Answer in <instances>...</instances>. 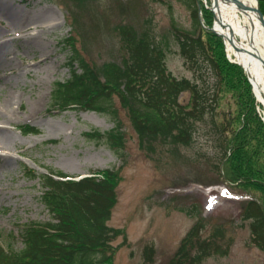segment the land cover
Listing matches in <instances>:
<instances>
[{"label": "rangeland", "instance_id": "rangeland-1", "mask_svg": "<svg viewBox=\"0 0 264 264\" xmlns=\"http://www.w3.org/2000/svg\"><path fill=\"white\" fill-rule=\"evenodd\" d=\"M67 2L0 0V55L6 57L5 61L10 59L8 65L17 71L40 54L48 57L28 73L22 71L0 80V102L4 93L13 95L6 114L14 121L5 125L15 136V146L7 150L13 158L3 161L0 157V241L4 247L16 250L22 246L21 224L51 217L40 198L43 187L39 178L28 177L25 171L32 169L38 175L54 169L82 175L96 169L119 168L117 201L108 225L123 232L112 242L113 264H143L142 251L147 244L155 248L154 264H169L182 238L199 220L206 225L203 238L217 226L225 232L220 246L229 244L226 253H213L201 264H264V248L253 244L249 221L240 219L244 197L238 188L221 181L220 150L203 133L207 123L200 125L204 131L200 129L189 147L162 138L145 141L142 147L125 111L119 109L124 145L115 152L85 135L94 129L110 130L114 122L109 114L60 110L51 102L54 82L69 75L66 38L72 37L78 52L90 62L120 59L117 37L108 31L106 22L128 23L141 31L145 20H151L164 42L168 69L177 77L191 78L170 31L172 17L190 28L191 10L178 0H88L79 9ZM49 26L43 33L42 29ZM224 53L239 66L232 62L225 45ZM248 83L264 123V107ZM221 96L219 110L237 116L235 95L223 91ZM188 97L184 92L180 101L186 103ZM25 125L32 126L36 133H21L19 128ZM193 206L199 213L189 215L187 209Z\"/></svg>", "mask_w": 264, "mask_h": 264}, {"label": "trees", "instance_id": "trees-1", "mask_svg": "<svg viewBox=\"0 0 264 264\" xmlns=\"http://www.w3.org/2000/svg\"><path fill=\"white\" fill-rule=\"evenodd\" d=\"M67 1L79 9L88 0ZM178 1L191 10L192 25L183 27L172 17L171 38L191 78L177 77L168 69L164 42L151 20H145L141 31L128 23L106 22L117 37L120 59L90 62L78 52L74 39L66 38L69 75L54 82L52 105L109 114L114 122L110 130L94 129L85 135L115 152L124 145L119 109L125 111L142 147L157 138L189 147L203 130L200 125L207 123L203 133L220 150L221 181L249 196L242 200L240 219L249 221L253 244L264 248V123L242 68L229 61L223 38L210 29L212 11L204 8L202 0ZM258 1L264 14V0ZM223 91L235 95L237 116L219 110ZM184 92L189 94L186 103L180 101ZM20 129L23 134L36 133L30 125ZM89 174L77 179L78 175L54 169L38 175L32 169L25 171L26 176L39 178L40 198L51 217L21 224L19 249L7 250L0 242V264H113L112 242L123 230L109 226L108 220L117 201L120 169ZM187 212L199 213L195 206ZM205 230V223L197 221L169 264H201L213 253L228 251L229 244L220 246L225 233L220 227L203 238ZM154 254V246L145 245L143 264H154Z\"/></svg>", "mask_w": 264, "mask_h": 264}, {"label": "bare ground", "instance_id": "bare-ground-1", "mask_svg": "<svg viewBox=\"0 0 264 264\" xmlns=\"http://www.w3.org/2000/svg\"><path fill=\"white\" fill-rule=\"evenodd\" d=\"M204 8L211 9L214 14V28L222 34L225 47L232 62L238 63L247 72L257 100L264 107V24L258 13L253 11L256 0H202ZM50 28L45 27L42 32ZM39 39L38 37H34ZM3 41L0 42V45ZM37 60L29 62L21 70H14L8 65L5 56L0 55V80L10 75H18L22 71L28 73L35 65L44 64L48 57L40 54ZM11 93V92H10ZM4 93L0 102V157L3 161L13 158L7 152L15 146V136L5 124L14 121L6 111L13 103V95Z\"/></svg>", "mask_w": 264, "mask_h": 264}, {"label": "water", "instance_id": "water-1", "mask_svg": "<svg viewBox=\"0 0 264 264\" xmlns=\"http://www.w3.org/2000/svg\"><path fill=\"white\" fill-rule=\"evenodd\" d=\"M257 1V6L254 8V10L253 11H256L257 13H258V15H259V17H260V19H261V21H262V23L264 24V15H263V13H262V11H261V9H260V6H259V2H258V0H256ZM214 32H216L217 34H219V35H222L221 33H219L218 31H216V29L214 28V26L211 28ZM249 81H250V78H249ZM251 82V81H250ZM252 84V83H251ZM86 174H83V175H81V176H79V177H83V176H85Z\"/></svg>", "mask_w": 264, "mask_h": 264}]
</instances>
